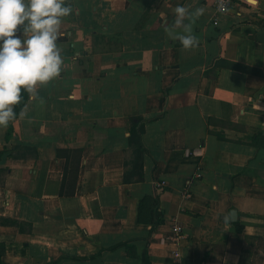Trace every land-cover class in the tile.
I'll return each mask as SVG.
<instances>
[{
    "label": "crops",
    "instance_id": "0c3cea01",
    "mask_svg": "<svg viewBox=\"0 0 264 264\" xmlns=\"http://www.w3.org/2000/svg\"><path fill=\"white\" fill-rule=\"evenodd\" d=\"M69 2L61 72L0 128V264H264V0L218 25L212 0ZM177 4L204 9L190 50Z\"/></svg>",
    "mask_w": 264,
    "mask_h": 264
},
{
    "label": "clouds",
    "instance_id": "9594fccd",
    "mask_svg": "<svg viewBox=\"0 0 264 264\" xmlns=\"http://www.w3.org/2000/svg\"><path fill=\"white\" fill-rule=\"evenodd\" d=\"M203 11L177 4L166 35L184 50L194 48L199 38L193 23ZM72 12L69 0H0V128L16 118L22 92L36 99L38 87L61 72L64 60L57 40Z\"/></svg>",
    "mask_w": 264,
    "mask_h": 264
},
{
    "label": "trees",
    "instance_id": "16d2710c",
    "mask_svg": "<svg viewBox=\"0 0 264 264\" xmlns=\"http://www.w3.org/2000/svg\"><path fill=\"white\" fill-rule=\"evenodd\" d=\"M30 95L31 94L28 92H22V100L18 105L15 106V111L17 113L16 118L22 113L27 101L30 98ZM79 152L80 151L77 149H69L58 154L59 157L66 159L63 183L60 191L61 196L75 195L81 164V154H79ZM159 204L160 200L156 195H147L143 197L140 202V221L142 223L151 225V231H154L157 227L164 223V220L158 214ZM141 262L142 264H150L148 262L147 256L145 255L142 257Z\"/></svg>",
    "mask_w": 264,
    "mask_h": 264
},
{
    "label": "built area",
    "instance_id": "2783aa9c",
    "mask_svg": "<svg viewBox=\"0 0 264 264\" xmlns=\"http://www.w3.org/2000/svg\"><path fill=\"white\" fill-rule=\"evenodd\" d=\"M234 3V0H223V6H221V0H212V6L216 12V17L214 19V25H218V18L222 15L228 13L231 5ZM177 234L181 232V228L176 226L173 229Z\"/></svg>",
    "mask_w": 264,
    "mask_h": 264
},
{
    "label": "water",
    "instance_id": "95a60500",
    "mask_svg": "<svg viewBox=\"0 0 264 264\" xmlns=\"http://www.w3.org/2000/svg\"><path fill=\"white\" fill-rule=\"evenodd\" d=\"M231 215H232V219H235V217H236V212H235V211H232V212H231Z\"/></svg>",
    "mask_w": 264,
    "mask_h": 264
}]
</instances>
